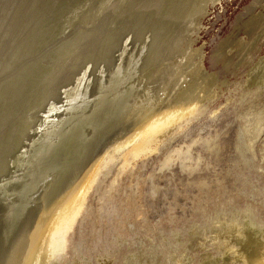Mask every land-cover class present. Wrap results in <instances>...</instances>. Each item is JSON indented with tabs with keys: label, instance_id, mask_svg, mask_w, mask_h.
Here are the masks:
<instances>
[{
	"label": "bare ground",
	"instance_id": "obj_1",
	"mask_svg": "<svg viewBox=\"0 0 264 264\" xmlns=\"http://www.w3.org/2000/svg\"><path fill=\"white\" fill-rule=\"evenodd\" d=\"M77 1L0 0V264L63 254L106 155L149 153L215 97L194 39L218 0L172 15L166 0H107L81 14Z\"/></svg>",
	"mask_w": 264,
	"mask_h": 264
},
{
	"label": "rangeland",
	"instance_id": "obj_2",
	"mask_svg": "<svg viewBox=\"0 0 264 264\" xmlns=\"http://www.w3.org/2000/svg\"><path fill=\"white\" fill-rule=\"evenodd\" d=\"M105 1L78 0L75 13ZM188 1L166 0L162 10L172 15ZM216 2L194 39L215 97L149 153L106 155L63 254L46 248L37 264H264V0Z\"/></svg>",
	"mask_w": 264,
	"mask_h": 264
}]
</instances>
